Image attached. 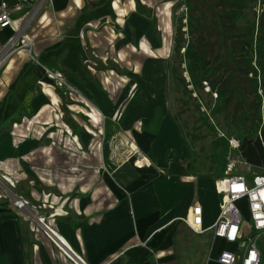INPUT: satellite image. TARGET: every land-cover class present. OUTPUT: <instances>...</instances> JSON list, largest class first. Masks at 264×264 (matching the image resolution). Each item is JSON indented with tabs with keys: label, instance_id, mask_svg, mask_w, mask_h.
Wrapping results in <instances>:
<instances>
[{
	"label": "crops",
	"instance_id": "crops-1",
	"mask_svg": "<svg viewBox=\"0 0 264 264\" xmlns=\"http://www.w3.org/2000/svg\"><path fill=\"white\" fill-rule=\"evenodd\" d=\"M177 3L49 0L28 30L36 61L21 50L4 63L0 174L29 205L19 212L0 193V264H81L69 247L87 264H219L237 249L179 219L200 204L211 227L221 197L215 177L182 164L167 69ZM1 33L0 45L12 31ZM47 70L73 89H59ZM136 152L151 165L138 167ZM188 230L199 250L184 248ZM259 249L264 264V233Z\"/></svg>",
	"mask_w": 264,
	"mask_h": 264
},
{
	"label": "trees",
	"instance_id": "trees-1",
	"mask_svg": "<svg viewBox=\"0 0 264 264\" xmlns=\"http://www.w3.org/2000/svg\"><path fill=\"white\" fill-rule=\"evenodd\" d=\"M184 1L187 22L178 26L167 68L174 89L188 97L178 101L193 100L212 135L208 170L226 174L234 138L241 160L264 173V0Z\"/></svg>",
	"mask_w": 264,
	"mask_h": 264
},
{
	"label": "built area",
	"instance_id": "built-area-1",
	"mask_svg": "<svg viewBox=\"0 0 264 264\" xmlns=\"http://www.w3.org/2000/svg\"><path fill=\"white\" fill-rule=\"evenodd\" d=\"M49 0H0V33L10 29L12 34L0 45V70L8 58L21 50H27L32 60L36 61L32 52L34 41L28 35L32 22L40 10ZM27 4L32 9L19 18L13 17V12L24 9ZM50 80L54 81L59 89L71 88L62 72L47 70ZM233 149L239 148V142L230 140ZM136 163L138 167L151 165L150 160L138 152ZM2 179L11 186L14 182L11 178L2 175ZM7 179V180H6ZM215 190L221 197V203L217 218L209 228H203V207L200 204L192 206L187 216L179 219L190 229L197 233H203L211 229L216 238L228 243L237 244L235 250H223L217 258L219 264H261V251L259 240L264 233V173L253 172L251 174H232L226 172L224 176L215 177ZM4 186L5 194L11 200L10 206L19 212H27L29 202L19 194L12 193ZM243 206L248 211V218L244 216ZM45 226L50 229L48 225ZM51 230V229H50ZM69 247V246H68ZM78 263L87 264L70 247Z\"/></svg>",
	"mask_w": 264,
	"mask_h": 264
},
{
	"label": "rangeland",
	"instance_id": "rangeland-1",
	"mask_svg": "<svg viewBox=\"0 0 264 264\" xmlns=\"http://www.w3.org/2000/svg\"><path fill=\"white\" fill-rule=\"evenodd\" d=\"M179 3H177V8H171L172 9V19L174 22V46H175V35L176 31L178 29V26L182 24H186L187 19V5L184 0H178ZM181 3V8H178ZM262 8L259 3H257V9ZM252 12L251 10L249 12L250 17L252 19ZM187 28L184 27V30ZM4 35H1L0 38H3L5 36V33H1ZM173 53H174V47H173ZM173 53L171 55V58L169 59L170 63H172ZM185 65H183V68ZM168 69V68H167ZM170 75L168 73V86H169V102L171 105V109L174 116H177L178 120L177 123L179 125L181 135L183 138V145L186 148L187 155L186 158H184L182 161V164H185L188 166L190 171L193 173L196 177H208L210 181H213L212 178H214V174L209 172L208 165H209V158L211 154V141H212V135L209 133V130L206 127L200 126V112L197 111L195 107V102L192 100L189 105L183 106L181 102H179V98L187 99V96L182 95L181 93L177 92L176 89H174L173 86V80H170ZM171 83V84H170ZM209 88L207 87L206 90L202 93V96L205 98V100H209L210 96L207 94ZM195 96V94H194ZM215 96V95H214ZM204 110V107L202 108ZM230 163L227 168L226 172L232 173V174H251L253 172H257L258 170L254 167L244 163L241 160V157L239 156V153L237 150L231 151L229 154ZM194 169V170H193ZM0 179L3 184H6V181L1 178ZM7 186H11L9 183ZM17 188V187H16ZM10 189V188H9ZM12 193H15L13 191V188H11ZM5 189L2 184H0V193L2 195L5 194ZM16 194V193H15ZM4 198H8L7 196H4ZM205 203L207 204L210 213H215L217 207L215 200L211 198H207ZM244 216L247 219L248 218V211L245 206H243ZM197 239H194L192 236L190 230L187 232V239L184 244V248L186 250H189V252H193L196 250H199L201 248V244L196 242Z\"/></svg>",
	"mask_w": 264,
	"mask_h": 264
},
{
	"label": "bare ground",
	"instance_id": "bare-ground-1",
	"mask_svg": "<svg viewBox=\"0 0 264 264\" xmlns=\"http://www.w3.org/2000/svg\"><path fill=\"white\" fill-rule=\"evenodd\" d=\"M7 180V179H6ZM7 181H9V180H7Z\"/></svg>",
	"mask_w": 264,
	"mask_h": 264
}]
</instances>
